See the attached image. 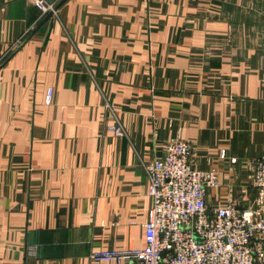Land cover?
Returning <instances> with one entry per match:
<instances>
[{"label": "crops", "instance_id": "0c3cea01", "mask_svg": "<svg viewBox=\"0 0 264 264\" xmlns=\"http://www.w3.org/2000/svg\"><path fill=\"white\" fill-rule=\"evenodd\" d=\"M64 1L0 0V264L144 247L142 162L174 139L216 171L212 208L264 153V0Z\"/></svg>", "mask_w": 264, "mask_h": 264}, {"label": "built area", "instance_id": "2783aa9c", "mask_svg": "<svg viewBox=\"0 0 264 264\" xmlns=\"http://www.w3.org/2000/svg\"><path fill=\"white\" fill-rule=\"evenodd\" d=\"M27 1L41 11L42 19L58 17L60 0ZM52 100L48 89L46 104ZM112 131L126 136L117 117ZM247 166L253 194L212 208L207 193L220 187L216 171L196 168L191 146L172 140L162 159L142 162L152 199L144 247L94 252L91 259L113 264H264V153Z\"/></svg>", "mask_w": 264, "mask_h": 264}, {"label": "rangeland", "instance_id": "374dc122", "mask_svg": "<svg viewBox=\"0 0 264 264\" xmlns=\"http://www.w3.org/2000/svg\"><path fill=\"white\" fill-rule=\"evenodd\" d=\"M57 9H59V5L57 6ZM47 19H49V17L44 18V20H47Z\"/></svg>", "mask_w": 264, "mask_h": 264}, {"label": "water", "instance_id": "95a60500", "mask_svg": "<svg viewBox=\"0 0 264 264\" xmlns=\"http://www.w3.org/2000/svg\"><path fill=\"white\" fill-rule=\"evenodd\" d=\"M65 1H67V0H65ZM65 1H64V2H65ZM48 17H49V16H48Z\"/></svg>", "mask_w": 264, "mask_h": 264}]
</instances>
